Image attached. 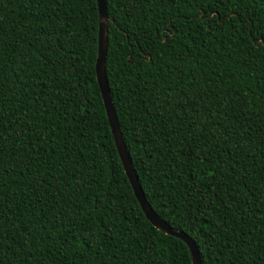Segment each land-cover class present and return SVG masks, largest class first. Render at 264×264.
<instances>
[{"label":"trees","instance_id":"1","mask_svg":"<svg viewBox=\"0 0 264 264\" xmlns=\"http://www.w3.org/2000/svg\"><path fill=\"white\" fill-rule=\"evenodd\" d=\"M104 71L146 203L200 264H264V0H104ZM96 0H0V264H190L142 213L95 80Z\"/></svg>","mask_w":264,"mask_h":264},{"label":"water","instance_id":"2","mask_svg":"<svg viewBox=\"0 0 264 264\" xmlns=\"http://www.w3.org/2000/svg\"><path fill=\"white\" fill-rule=\"evenodd\" d=\"M97 6V16H98V24H97V36H96V58L94 63V74L95 80L99 89V93L102 100V105L104 108L106 120L109 125V129L112 135V139L114 142V146L118 155V159L121 163L123 172L128 180V183L131 187L133 195L142 211L144 216L148 219V221L158 230L162 231L165 234L172 235L180 239L187 247L189 256H190V264H200L198 252L195 244L192 240L182 231H178L172 227H170L167 223L158 218L150 209L144 195L141 191L140 185L137 181V176L134 173V170L131 165V160L128 156V153L123 144L121 133L118 127L115 111L113 108V104L111 101V97L109 94V89L107 85V80L105 77L104 71V55L106 49V29H107V14L104 0H96Z\"/></svg>","mask_w":264,"mask_h":264}]
</instances>
